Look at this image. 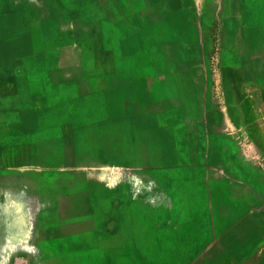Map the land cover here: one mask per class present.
I'll use <instances>...</instances> for the list:
<instances>
[{
	"label": "rangeland",
	"instance_id": "rangeland-1",
	"mask_svg": "<svg viewBox=\"0 0 264 264\" xmlns=\"http://www.w3.org/2000/svg\"><path fill=\"white\" fill-rule=\"evenodd\" d=\"M252 76L264 0H0V264H264Z\"/></svg>",
	"mask_w": 264,
	"mask_h": 264
},
{
	"label": "crops",
	"instance_id": "crops-1",
	"mask_svg": "<svg viewBox=\"0 0 264 264\" xmlns=\"http://www.w3.org/2000/svg\"><path fill=\"white\" fill-rule=\"evenodd\" d=\"M112 19V17L110 18V20ZM114 23H111L113 27H117V26H122L121 24L118 23V21H116L114 19ZM253 83V85L251 86L250 91H248L247 93V97L249 100V105H248V110H249V115L252 116L254 118L255 117H259V118H255L257 120V122L259 123V132L261 134V136L263 137L264 140V101L262 102L261 99V94L264 95V83L261 82L259 80L258 76H252L250 77V79ZM260 85H259V84ZM256 96V97H255ZM253 97L255 100H253ZM254 101V102H253ZM34 241H28V244H33L35 243V238L33 239ZM27 243L24 242V244L22 245H26ZM22 249V254L28 253L29 251L27 250L28 247H21ZM24 256H22L21 258H23ZM26 257V256H25ZM24 259V258H23Z\"/></svg>",
	"mask_w": 264,
	"mask_h": 264
}]
</instances>
